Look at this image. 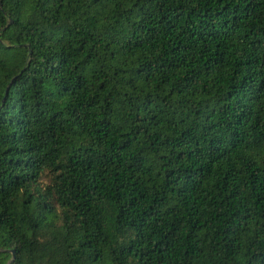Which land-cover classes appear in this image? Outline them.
Masks as SVG:
<instances>
[{
  "label": "trees",
  "instance_id": "1",
  "mask_svg": "<svg viewBox=\"0 0 264 264\" xmlns=\"http://www.w3.org/2000/svg\"><path fill=\"white\" fill-rule=\"evenodd\" d=\"M0 264H264V0H0Z\"/></svg>",
  "mask_w": 264,
  "mask_h": 264
}]
</instances>
